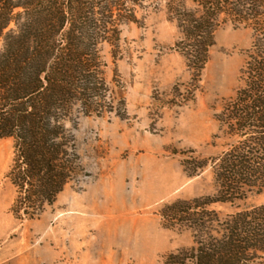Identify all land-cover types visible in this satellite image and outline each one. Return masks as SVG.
<instances>
[{
	"label": "rangeland",
	"instance_id": "1",
	"mask_svg": "<svg viewBox=\"0 0 264 264\" xmlns=\"http://www.w3.org/2000/svg\"><path fill=\"white\" fill-rule=\"evenodd\" d=\"M168 3L139 0L137 23L100 45L106 97L99 111L75 107L66 118L60 166L70 173L52 204L23 200L12 182L15 142L0 139V264H164L194 246L192 232L169 227L162 212L216 193L215 160L232 143L217 116L241 87L254 37L222 22L198 74L176 47ZM198 162L205 169L190 177ZM262 204L264 193H251L209 209L224 219Z\"/></svg>",
	"mask_w": 264,
	"mask_h": 264
},
{
	"label": "trees",
	"instance_id": "2",
	"mask_svg": "<svg viewBox=\"0 0 264 264\" xmlns=\"http://www.w3.org/2000/svg\"><path fill=\"white\" fill-rule=\"evenodd\" d=\"M138 4L0 0V139L15 142L12 182L27 203L36 198L52 204L67 183L70 172L60 166L66 118L75 107L87 115L102 107L100 45L119 40L121 25L137 23L133 7ZM168 10L181 36L176 47L198 74L222 22L250 29L254 39L240 72L241 87L217 116L232 141L215 160L217 191L163 209L169 227L186 228L194 237L191 249L171 253L164 264H264V204L224 219L209 209L264 193V0H169ZM205 167L196 163L189 176Z\"/></svg>",
	"mask_w": 264,
	"mask_h": 264
}]
</instances>
